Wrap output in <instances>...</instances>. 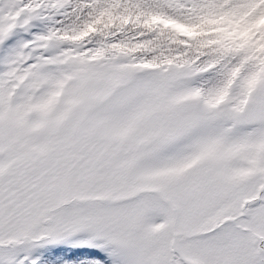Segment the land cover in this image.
Segmentation results:
<instances>
[{
    "label": "snow or ice",
    "instance_id": "snow-or-ice-1",
    "mask_svg": "<svg viewBox=\"0 0 264 264\" xmlns=\"http://www.w3.org/2000/svg\"><path fill=\"white\" fill-rule=\"evenodd\" d=\"M0 264H264V0H0Z\"/></svg>",
    "mask_w": 264,
    "mask_h": 264
}]
</instances>
